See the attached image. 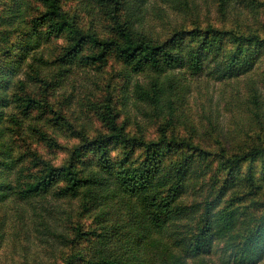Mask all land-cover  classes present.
Listing matches in <instances>:
<instances>
[{
  "label": "trees",
  "instance_id": "16d2710c",
  "mask_svg": "<svg viewBox=\"0 0 264 264\" xmlns=\"http://www.w3.org/2000/svg\"><path fill=\"white\" fill-rule=\"evenodd\" d=\"M10 1L0 11V244L12 221L16 233L37 232L52 248L48 264H258L264 256V0H152L153 18L168 16L165 3L192 19L163 40L142 27L148 0H78L94 21L104 5L110 10L106 38L84 30L62 0H41L42 12L27 19L29 0ZM58 34L66 41L51 53ZM87 45L90 52L83 53ZM110 54L123 64V82L92 100L103 75L91 69ZM79 72L85 80L72 78ZM211 78L238 90L251 120L247 130L235 123L233 131L245 136L234 148L230 127L218 122L204 90ZM128 92V114L137 123L156 122L154 139L130 136L119 124L116 100ZM86 100L106 130L80 134L66 163L20 152L13 124L58 147L44 126H70L65 108L76 114ZM179 128L187 133H176ZM213 132L217 146L209 149L203 141ZM119 144L122 157L115 158L112 146ZM87 154L95 156L84 159ZM70 223L72 232H63L61 225ZM56 241L63 246L55 254Z\"/></svg>",
  "mask_w": 264,
  "mask_h": 264
},
{
  "label": "rangeland",
  "instance_id": "374dc122",
  "mask_svg": "<svg viewBox=\"0 0 264 264\" xmlns=\"http://www.w3.org/2000/svg\"><path fill=\"white\" fill-rule=\"evenodd\" d=\"M3 2L5 4H3ZM3 2L0 0V11L5 9L8 4H11L10 0H3ZM61 2L65 11L69 12L71 15L76 14L78 16V23H80V26L83 27L84 30L91 29L102 38L108 37V34L111 33L109 30V26L111 25V18L109 15L110 10H108L105 5L103 6L102 10L100 7L101 13L99 14L98 21H94L91 19V17H89L88 14L79 8L78 0H62ZM153 7L154 5L152 4V0H148L146 3L148 12L146 18L144 19V23L142 24V27L150 31L153 37L160 36V39L163 40L171 36L177 28H180L181 26L189 28L191 26V18L186 17L185 19L182 15H177L175 11L165 3L163 7L166 9V11L163 13H166L168 16H164L162 19H157L156 17L153 18ZM26 8L27 10L26 14L24 15V19L29 18V16L40 14L43 10V3L41 0H29ZM65 41L66 36L64 34L54 35L50 41V52L54 53L59 51ZM47 45L48 40L44 41L42 47L38 48L39 53L43 51V49L46 50ZM88 52H90L89 45L85 47V51H83V53ZM96 65L97 68L95 67L94 69H91V71L95 76L99 74L103 75L101 82L103 88L95 90L96 95L92 98V100H94L97 96L105 94L108 91L106 90L107 87H112L115 84H117V87H119L123 82L122 76L118 75L123 64L116 58L114 54H110L105 62H101V64L97 63ZM20 76H22L21 71L16 77ZM73 77L78 81L85 80V78H83V73L81 72L74 76L72 75V78ZM204 88V90L209 91V94L207 95L208 98L212 99L211 103L215 111L214 114L216 119L219 123L223 124V126L228 125L227 129L230 127V129L226 131L228 133L227 138L231 137L228 141V145H231L234 148V146L238 144V141L241 142V138L245 136L244 133L237 134L235 131H233V128L236 126L235 123H239V125L244 126L247 130L251 121L250 117L244 111L245 107H243L241 99L237 98L238 90H230V85L225 83L223 84L212 78ZM118 89L119 88H117V90ZM121 93L122 92L119 90L118 94L120 95ZM199 95L201 94L198 93L197 96L192 99L194 111H197L198 105L200 104L201 98H199ZM54 100L57 106H55L53 110L59 111V99L57 98L56 100L54 98ZM88 103L89 101L86 100L83 109L79 110L76 114L73 113L72 110L65 108L64 112L67 114L68 120L71 123L70 126L68 123H61L63 126L62 129H57L54 126L48 124L44 126L49 131V133L52 132L58 137V141L61 144L58 147H49L42 140L28 138L29 132H27L26 129H20L17 123L13 124V139L20 152L24 153L28 149L31 151L35 150L42 154L44 158L50 160L53 164L66 163L71 156L72 149L82 141L80 134H83V136L85 134L94 136L106 130V126L98 118L96 112L90 108ZM116 105L117 111L119 112V124L125 126V131L130 136L144 137L148 140L155 138L157 128L156 122L143 119L141 122H138V124L135 120L136 116L128 114V111L131 112L133 107L130 92L127 93L126 100L124 101L122 96H120L118 100H116ZM38 112L40 111L36 110V113ZM196 116H200V111ZM40 121V124L42 125V123L44 124L46 122V119L42 117ZM177 132L182 134L187 133V130L185 128H179L176 130V133ZM215 133L216 132H213V135H210V138H205L203 141V143L207 145L209 149H214L217 146V144H215ZM234 137H240V139H233ZM111 153L115 158H121L122 145L119 144L117 146H112ZM94 156V154H87L83 158L88 159ZM31 159L32 157L30 158V156H28L26 158L25 164L31 165ZM186 201H192V197L188 196ZM64 204L66 205V203ZM39 205L38 203L36 204V206L40 208ZM25 206L29 212L33 211V208H35V206H31L29 203H26ZM59 217L60 214L55 213L54 218L51 219L55 222V219H58ZM91 218L92 217H89L88 215L83 217L86 224L91 221ZM70 226L71 223L70 225H61L63 232H72L69 229ZM3 230L5 231L3 242L0 244V264H48L53 250L52 248L47 247V245L44 246V244L39 239H36L35 233L37 232L34 233V231H30L29 233L22 232L25 234H18L15 232L12 221H8ZM40 236L42 235L40 234ZM85 242L86 240L83 241V243ZM55 243L56 246H54V249L56 254V252L58 253L61 249V246L63 245H59L57 241ZM214 256L217 258V255ZM258 264H264V256Z\"/></svg>",
  "mask_w": 264,
  "mask_h": 264
}]
</instances>
